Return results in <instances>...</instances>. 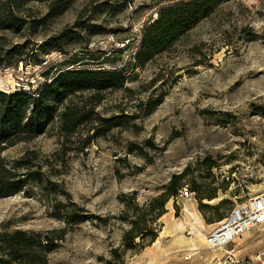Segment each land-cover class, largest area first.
Masks as SVG:
<instances>
[{
  "label": "rangeland",
  "instance_id": "1",
  "mask_svg": "<svg viewBox=\"0 0 264 264\" xmlns=\"http://www.w3.org/2000/svg\"><path fill=\"white\" fill-rule=\"evenodd\" d=\"M182 1L190 0H74L54 17L46 3L30 2L21 12L27 21L0 24L2 92H35L76 68L131 78L98 99L74 98L85 119L73 134L48 117L45 133L2 154L13 161L35 152L56 186L0 197V231H66L50 264H153L176 244L202 246L219 215L264 192V0L222 2L175 47L138 67L147 28L161 8ZM175 177L178 196L153 224L157 241L126 249L132 217L149 221L150 204ZM55 203L69 211L76 204L89 220H57ZM229 250L255 257L264 250V228ZM191 252L204 263L221 255Z\"/></svg>",
  "mask_w": 264,
  "mask_h": 264
},
{
  "label": "trees",
  "instance_id": "2",
  "mask_svg": "<svg viewBox=\"0 0 264 264\" xmlns=\"http://www.w3.org/2000/svg\"><path fill=\"white\" fill-rule=\"evenodd\" d=\"M74 0H0V24L19 26L27 20L21 16L30 2L46 3L48 16L63 14ZM227 0H190L161 8L157 18L147 28L136 61L138 67H145L160 53L175 47L182 36L195 28L204 18L214 13L215 9ZM26 8V9H25ZM28 17V16H27ZM61 52V49L59 50ZM13 51L9 54L13 55ZM81 61L75 64H80ZM81 65V64H80ZM131 80L127 73L118 70H83L69 69L60 72L42 89L35 92L0 91V197H11L21 192L32 195V187L56 191L51 182L36 164L35 152H27L17 160H8L2 154L19 143L34 140L45 133L44 126L48 117L57 119L61 130L73 134L84 123V116L74 106V98L81 94H92L99 98L103 93L123 88ZM160 101L151 108L156 107ZM58 106L61 108L57 109ZM32 116L35 122L28 123ZM213 168L214 164H207ZM174 178L167 192L154 199L150 204V220L142 222L137 213L132 217L131 229L123 240L128 250H144L154 244L159 235L153 228L157 218L166 211L165 207L171 197L178 196L179 187ZM32 191V192H31ZM211 197V196H209ZM159 203V212L155 204ZM74 211L66 210L62 203L54 204L53 217L70 225H79L89 220L85 210L72 204ZM136 210L141 208L136 206ZM218 209V208H217ZM232 210L219 215L221 222ZM65 230L35 232L17 229L0 231V264H50V255L54 253L65 239Z\"/></svg>",
  "mask_w": 264,
  "mask_h": 264
},
{
  "label": "built area",
  "instance_id": "3",
  "mask_svg": "<svg viewBox=\"0 0 264 264\" xmlns=\"http://www.w3.org/2000/svg\"><path fill=\"white\" fill-rule=\"evenodd\" d=\"M264 228V192L252 197L248 202L236 205L225 219L217 223L205 237V244L215 255L208 264H264V250L255 257L241 258L229 246L245 233ZM195 254L189 252L184 259L189 261Z\"/></svg>",
  "mask_w": 264,
  "mask_h": 264
},
{
  "label": "crops",
  "instance_id": "4",
  "mask_svg": "<svg viewBox=\"0 0 264 264\" xmlns=\"http://www.w3.org/2000/svg\"><path fill=\"white\" fill-rule=\"evenodd\" d=\"M159 242V241H158ZM177 246L171 250L169 249L167 252L163 251L159 254L158 262H155L153 264H208L207 262H203L204 258H200L203 256L202 250H209L205 244V239L203 240L202 246H195L191 248H187L185 250H179L182 248H179V246L184 247V243L176 244ZM204 245V246H203ZM190 251H196V253L202 254L201 256H195L197 258H194L193 261L184 262L183 256L187 254V252ZM195 254V253H194ZM201 259V260H200ZM163 260V261H161Z\"/></svg>",
  "mask_w": 264,
  "mask_h": 264
}]
</instances>
